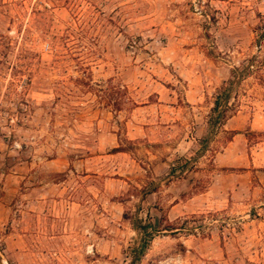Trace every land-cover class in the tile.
<instances>
[{
    "label": "rangeland",
    "instance_id": "rangeland-1",
    "mask_svg": "<svg viewBox=\"0 0 264 264\" xmlns=\"http://www.w3.org/2000/svg\"><path fill=\"white\" fill-rule=\"evenodd\" d=\"M0 264H264V0H0Z\"/></svg>",
    "mask_w": 264,
    "mask_h": 264
},
{
    "label": "trees",
    "instance_id": "trees-1",
    "mask_svg": "<svg viewBox=\"0 0 264 264\" xmlns=\"http://www.w3.org/2000/svg\"><path fill=\"white\" fill-rule=\"evenodd\" d=\"M250 64H246L245 66H243L241 69H236L235 67L232 68L231 73L232 76L230 79H228V87H224L221 91V93H219L217 95V97L215 98L214 101V105L211 109V115L209 117V121H208V127H209V132H212L217 126L222 124L223 119H226V109L228 108V100H229V96H230V90L232 88V85L236 82H238L244 75H246L249 72V68H250ZM234 78H236V81L234 80ZM223 106V107H222ZM115 151H122L123 149H121L120 147H116L114 148ZM186 162V161H185ZM150 225V229L154 230L155 227L151 224V223H147ZM147 225H144L142 228V232L144 235L143 240L146 241L147 237H150V233L147 230ZM144 249V246H141L139 248V252H142Z\"/></svg>",
    "mask_w": 264,
    "mask_h": 264
},
{
    "label": "crops",
    "instance_id": "crops-1",
    "mask_svg": "<svg viewBox=\"0 0 264 264\" xmlns=\"http://www.w3.org/2000/svg\"><path fill=\"white\" fill-rule=\"evenodd\" d=\"M240 114H237V115H234V116H232V117H230V118H228L224 123H223V125H227L228 126V124H229V126H230V128L231 129H233V128H237L236 126H234V125H232L231 126V124H230V122H238V121H236L238 118H240V116H239ZM237 134V133H236ZM230 142H232V141H230Z\"/></svg>",
    "mask_w": 264,
    "mask_h": 264
}]
</instances>
